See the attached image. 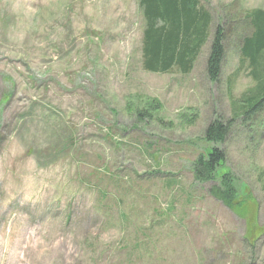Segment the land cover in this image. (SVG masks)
<instances>
[{
	"label": "rangeland",
	"instance_id": "rangeland-1",
	"mask_svg": "<svg viewBox=\"0 0 264 264\" xmlns=\"http://www.w3.org/2000/svg\"><path fill=\"white\" fill-rule=\"evenodd\" d=\"M199 2L212 22L192 70L150 74L137 0H0V264H264V107L205 140L255 87L239 45L264 0ZM214 150L215 180L195 181ZM221 174L231 207L209 194Z\"/></svg>",
	"mask_w": 264,
	"mask_h": 264
},
{
	"label": "trees",
	"instance_id": "trees-1",
	"mask_svg": "<svg viewBox=\"0 0 264 264\" xmlns=\"http://www.w3.org/2000/svg\"><path fill=\"white\" fill-rule=\"evenodd\" d=\"M141 9L143 29L141 33V68L150 74H166L176 70L189 73L209 37L211 15L199 0H137ZM246 19L251 34L241 39L239 54L241 63L247 62L250 77L255 87L244 97L242 105L232 104V118L224 126L220 120L213 121L205 130V140L220 143L228 135L234 118L248 119L264 107V11L250 10ZM225 31L217 27L214 31L206 73L210 81L218 79L224 57ZM157 106V105H156ZM153 103L147 105L141 116L156 110ZM224 162L221 151L214 150L198 157L192 165L193 179L197 182H213L219 167ZM215 180V179H214ZM233 179L221 174L209 194L226 207H231L235 198ZM236 206H239L236 205Z\"/></svg>",
	"mask_w": 264,
	"mask_h": 264
}]
</instances>
